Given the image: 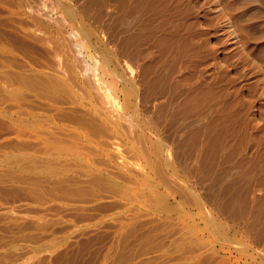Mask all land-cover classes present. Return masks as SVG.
I'll return each mask as SVG.
<instances>
[{
	"label": "rangeland",
	"instance_id": "374dc122",
	"mask_svg": "<svg viewBox=\"0 0 264 264\" xmlns=\"http://www.w3.org/2000/svg\"><path fill=\"white\" fill-rule=\"evenodd\" d=\"M95 3L0 0V264H264L246 156L210 154L209 114L160 98L175 57Z\"/></svg>",
	"mask_w": 264,
	"mask_h": 264
},
{
	"label": "bare ground",
	"instance_id": "6f19581e",
	"mask_svg": "<svg viewBox=\"0 0 264 264\" xmlns=\"http://www.w3.org/2000/svg\"><path fill=\"white\" fill-rule=\"evenodd\" d=\"M85 2L90 8L93 2L104 6L106 13L121 14L122 17L136 16L137 23L133 27V32L136 38L144 37L143 44H146V47L141 45L146 49L142 52L148 55L159 54L156 59L159 64L165 62L168 57H175L181 70H184L183 75L177 74L181 77L173 82L174 85L170 84V81L176 77L174 71L177 70L172 71L175 75H172L173 77L168 73L170 81L169 77L164 76L165 81L164 79L160 81L165 82V91L163 90L160 98L175 104L180 97L185 96L184 104L187 108L189 106L193 111L195 109L198 113L202 114L204 111V114H209L204 128L200 130L201 135L209 142L210 150H207L213 156H217L223 147H227L229 152L233 149L231 155L237 153L246 156L240 162L255 174L256 182L254 179L252 191L264 192V0H85ZM134 38H131L133 39L131 42ZM137 41L135 39L134 42ZM145 58L147 59V56ZM145 58L142 62L146 61ZM153 68L147 66L143 72H152L150 69ZM148 76L145 74L144 77ZM142 77L143 75L141 79ZM152 80L154 82V79ZM180 87L181 91L177 93L176 90L178 91ZM183 87L188 88L182 90ZM154 88L158 89L157 85ZM158 94L160 93H157V96ZM149 95L143 97L144 101ZM249 190L251 191V187L245 191ZM258 203L261 208L264 206V195L258 198Z\"/></svg>",
	"mask_w": 264,
	"mask_h": 264
}]
</instances>
